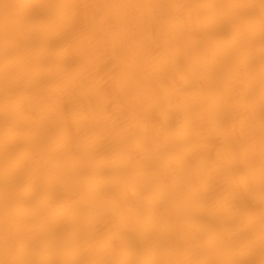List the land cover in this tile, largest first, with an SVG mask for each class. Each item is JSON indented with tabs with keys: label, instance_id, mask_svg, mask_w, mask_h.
I'll use <instances>...</instances> for the list:
<instances>
[{
	"label": "bare ground",
	"instance_id": "1",
	"mask_svg": "<svg viewBox=\"0 0 264 264\" xmlns=\"http://www.w3.org/2000/svg\"><path fill=\"white\" fill-rule=\"evenodd\" d=\"M0 264H264V0H0Z\"/></svg>",
	"mask_w": 264,
	"mask_h": 264
}]
</instances>
